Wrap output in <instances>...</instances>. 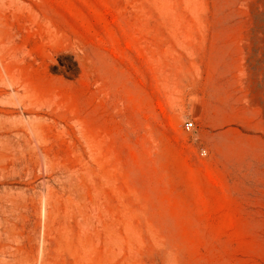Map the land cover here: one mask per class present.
Instances as JSON below:
<instances>
[{
    "label": "rangeland",
    "instance_id": "1",
    "mask_svg": "<svg viewBox=\"0 0 264 264\" xmlns=\"http://www.w3.org/2000/svg\"><path fill=\"white\" fill-rule=\"evenodd\" d=\"M0 264H264V0H0Z\"/></svg>",
    "mask_w": 264,
    "mask_h": 264
},
{
    "label": "built area",
    "instance_id": "2",
    "mask_svg": "<svg viewBox=\"0 0 264 264\" xmlns=\"http://www.w3.org/2000/svg\"><path fill=\"white\" fill-rule=\"evenodd\" d=\"M193 127H194L193 122H191V121H187V122L185 123V128H186L187 130H191Z\"/></svg>",
    "mask_w": 264,
    "mask_h": 264
}]
</instances>
